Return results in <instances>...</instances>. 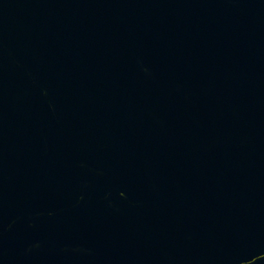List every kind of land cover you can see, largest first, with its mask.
<instances>
[{"label": "water", "instance_id": "1", "mask_svg": "<svg viewBox=\"0 0 264 264\" xmlns=\"http://www.w3.org/2000/svg\"><path fill=\"white\" fill-rule=\"evenodd\" d=\"M264 264V0H194Z\"/></svg>", "mask_w": 264, "mask_h": 264}]
</instances>
